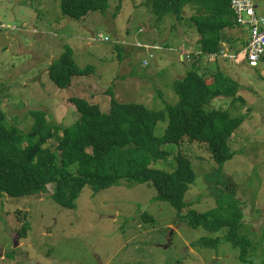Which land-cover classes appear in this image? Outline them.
<instances>
[{
    "label": "rangeland",
    "instance_id": "1",
    "mask_svg": "<svg viewBox=\"0 0 264 264\" xmlns=\"http://www.w3.org/2000/svg\"><path fill=\"white\" fill-rule=\"evenodd\" d=\"M251 1L256 14L264 17V0ZM142 3L108 0L104 13L75 20L62 13L61 0H0V96L6 124L26 133L33 125L30 112L39 110L53 126H70L79 118L71 97L107 112L110 89L116 101L153 111L176 104L173 82L189 69L187 57L196 47L190 36L194 31L172 16L155 21ZM98 34L108 41H91ZM222 36L228 55H235L249 33L237 28ZM64 46L71 49L77 67H91L92 73L73 77L68 88L60 89L49 78L48 68ZM216 60H203V72L208 76L220 70L230 76L243 102L233 106L231 98L219 97L205 107L229 110L242 120L230 142L235 155L221 167L229 179L216 183L220 178L212 175L217 165L211 153L185 140L163 145L169 157L152 165L172 172L178 153L191 161L195 180L181 213L156 200L150 185L127 181L101 191L85 186L73 209L53 202L51 186L24 199L3 197L0 264H241L240 251L224 240L225 231L192 228L185 217L188 211L200 214L214 208L225 185L234 189L233 199L240 202L242 233L251 242L245 259L264 264V61L250 68L238 57ZM166 126L167 120L159 122L155 135L161 137ZM55 146L52 139L46 147ZM145 215L152 220L143 219ZM24 225L26 237L20 238ZM202 238L219 243L214 249L195 247Z\"/></svg>",
    "mask_w": 264,
    "mask_h": 264
},
{
    "label": "trees",
    "instance_id": "2",
    "mask_svg": "<svg viewBox=\"0 0 264 264\" xmlns=\"http://www.w3.org/2000/svg\"><path fill=\"white\" fill-rule=\"evenodd\" d=\"M230 2L143 0L142 4L155 21L172 16L177 24L186 22L189 31H194L199 38L198 49H193L187 57L188 71L173 82L178 101L166 106L164 111H153L137 103H120L110 89L107 112L83 98L71 97L69 102L79 114L72 125L53 126L45 112L34 110L30 112L33 125L23 133L6 124L0 96V200L7 196L24 199L46 192L47 186H51L53 202L63 209H73L85 186L101 191L127 181L150 185L157 193L156 200L168 202L181 213L187 208L185 196L195 180L191 161L178 153L174 156L172 172L152 165L169 157L170 152L162 150L163 145H178L185 140L198 142L211 153L217 165L212 175L220 178L216 183L229 179L222 174L221 167L235 155L230 142L242 120L229 110H206L205 107L219 97L231 98L233 106L243 105L242 98L237 96L239 86L220 70L207 76L197 66L205 64L203 60L217 61L210 58L224 49L223 31L244 29L237 24ZM108 8V0H61L62 13L75 20L86 18L92 12L102 14ZM245 45L246 41L242 47ZM240 52L236 50L235 55ZM91 73V67H77L67 46L48 68L49 78L60 89L68 88L73 77ZM165 120L166 129L158 137L155 128ZM52 139L56 140L53 150L46 147ZM219 192L222 198L216 199L214 208L200 214L188 211L185 217L192 228L225 231L224 240L240 251V263L250 264L245 257L251 242L242 233L240 202L233 199L234 189L226 185ZM143 219L152 220L147 215ZM27 229L25 225L20 228V238L26 237ZM218 243V239L202 238L193 245L214 249Z\"/></svg>",
    "mask_w": 264,
    "mask_h": 264
},
{
    "label": "built area",
    "instance_id": "3",
    "mask_svg": "<svg viewBox=\"0 0 264 264\" xmlns=\"http://www.w3.org/2000/svg\"><path fill=\"white\" fill-rule=\"evenodd\" d=\"M230 8L237 24L249 30L248 44L238 55H228L226 51H220V57L226 59L238 57V59L246 61L249 67L255 68L257 63L264 57V17L256 14L251 0H231ZM91 41L104 43L108 41V38L98 34L92 36ZM147 55L152 59L153 56L150 51L147 52ZM214 57L211 56V58Z\"/></svg>",
    "mask_w": 264,
    "mask_h": 264
},
{
    "label": "crops",
    "instance_id": "4",
    "mask_svg": "<svg viewBox=\"0 0 264 264\" xmlns=\"http://www.w3.org/2000/svg\"><path fill=\"white\" fill-rule=\"evenodd\" d=\"M185 32V31H184ZM184 36H187V35H184ZM190 36H193L194 37V40L196 41V43H197V41H198V36H196L195 34H190ZM188 37V39H189V41H190V39L191 38H189V36H187ZM196 43H194V45L196 46V47H194V50H197L198 49V47H197V44ZM212 59H215V58H210V60H212ZM216 59H218V58H216ZM223 60H227V59H223ZM206 64V63H205ZM207 65V64H206ZM190 66H188V67H186V68H189ZM198 68H200L201 70L202 69H204V67H203V65L202 64H200L199 66H197ZM183 77V76H182ZM179 78H181V77H179ZM178 78V79H179Z\"/></svg>",
    "mask_w": 264,
    "mask_h": 264
},
{
    "label": "clouds",
    "instance_id": "5",
    "mask_svg": "<svg viewBox=\"0 0 264 264\" xmlns=\"http://www.w3.org/2000/svg\"><path fill=\"white\" fill-rule=\"evenodd\" d=\"M244 29H247V28H245V27H243ZM248 30V29H247ZM248 33H249V30H248ZM249 39V36H248V38L246 39V45H245V47L242 49V51L246 48V46H247V44H248V40ZM224 47H225V45H224ZM221 51H226L228 54H229V50L228 49H223V50H221ZM241 51V52H242ZM238 55V54H237ZM218 57H220V56H215L214 58H218ZM264 58V57H263ZM263 58L261 59V60H263ZM223 59H226V58H223ZM246 62V61H245ZM246 64H247V62H246ZM248 65V64H247ZM249 66V65H248ZM251 68V67H250Z\"/></svg>",
    "mask_w": 264,
    "mask_h": 264
},
{
    "label": "bare ground",
    "instance_id": "6",
    "mask_svg": "<svg viewBox=\"0 0 264 264\" xmlns=\"http://www.w3.org/2000/svg\"><path fill=\"white\" fill-rule=\"evenodd\" d=\"M191 52H193V51H191ZM221 55V54H220ZM261 61H263V60H261Z\"/></svg>",
    "mask_w": 264,
    "mask_h": 264
},
{
    "label": "water",
    "instance_id": "7",
    "mask_svg": "<svg viewBox=\"0 0 264 264\" xmlns=\"http://www.w3.org/2000/svg\"><path fill=\"white\" fill-rule=\"evenodd\" d=\"M263 61H264V58H263Z\"/></svg>",
    "mask_w": 264,
    "mask_h": 264
}]
</instances>
